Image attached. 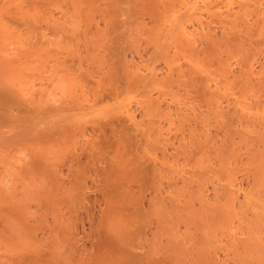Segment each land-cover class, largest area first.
<instances>
[{
  "label": "bare ground",
  "instance_id": "obj_1",
  "mask_svg": "<svg viewBox=\"0 0 264 264\" xmlns=\"http://www.w3.org/2000/svg\"><path fill=\"white\" fill-rule=\"evenodd\" d=\"M0 264H264V0H0Z\"/></svg>",
  "mask_w": 264,
  "mask_h": 264
}]
</instances>
